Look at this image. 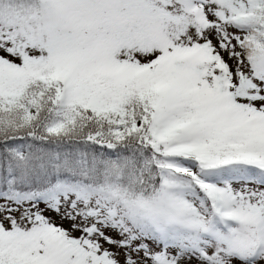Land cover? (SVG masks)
<instances>
[{
	"label": "snow or ice",
	"instance_id": "snow-or-ice-1",
	"mask_svg": "<svg viewBox=\"0 0 264 264\" xmlns=\"http://www.w3.org/2000/svg\"><path fill=\"white\" fill-rule=\"evenodd\" d=\"M0 264H264V0H0Z\"/></svg>",
	"mask_w": 264,
	"mask_h": 264
}]
</instances>
